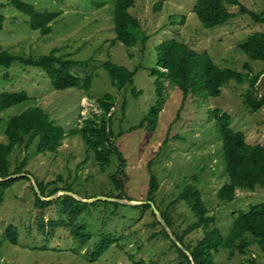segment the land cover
Instances as JSON below:
<instances>
[{
  "label": "rangeland",
  "instance_id": "374dc122",
  "mask_svg": "<svg viewBox=\"0 0 264 264\" xmlns=\"http://www.w3.org/2000/svg\"><path fill=\"white\" fill-rule=\"evenodd\" d=\"M20 1L40 13L59 15L51 23V33L44 36L31 28L29 17L14 7L13 0H0V52L29 58L59 49L58 55L84 63L72 71L74 75L83 79L93 73L94 80L89 92L79 88L60 91L40 68L19 62L9 69L0 67V94L24 92L30 97L0 113V142L7 141L5 130L13 117L33 106L42 107L68 136L57 153L29 159L25 171L46 188V196L60 190L79 197L59 192L51 201H39L31 180H16L0 204V264L177 263L179 254L170 239L160 234L152 207L145 211L102 198L153 200L181 235L196 222L188 204L179 200L184 188L192 186L225 238L240 211L264 203V189L239 191L232 202L219 199L218 192L229 179L222 136L213 115L217 109L226 112L235 132L243 133L251 145H264V105L255 110L246 103L250 98L264 101V62L251 60L240 48L249 36L264 32V24L230 6L237 14L235 19L204 29L194 13L197 0H137L131 13L140 20L149 40L145 45L138 42L127 47L113 44L117 0ZM239 1L254 13H264V0ZM176 35L197 53H208L220 67L246 75L244 82H229L216 98L198 92L182 105V92L171 88L164 77L162 104L156 107L159 86L151 69L157 64V46ZM108 61L136 70L134 83L123 90L114 88L104 69ZM255 76L260 78L254 90ZM107 94L116 98L109 125L115 149L125 159L119 182L112 179L120 171L117 156L102 168L82 138L69 134L82 128L85 119L101 115L97 100ZM153 107L157 110L152 113ZM24 150L10 158L11 173L27 155ZM152 175L159 187L151 197ZM12 232L14 238L9 235ZM203 237L204 232L198 230L186 241L195 244ZM246 239L252 241L253 237ZM108 241L113 245L101 254ZM215 262L264 264V250L257 243L244 254L221 250Z\"/></svg>",
  "mask_w": 264,
  "mask_h": 264
},
{
  "label": "trees",
  "instance_id": "16d2710c",
  "mask_svg": "<svg viewBox=\"0 0 264 264\" xmlns=\"http://www.w3.org/2000/svg\"><path fill=\"white\" fill-rule=\"evenodd\" d=\"M136 2L137 0L116 1L113 12L116 38L113 40V44L122 43L124 46L133 47L138 42H142L144 45L148 42L149 37L146 36L140 20L131 13ZM13 5L19 12L29 17L31 28L34 31H41L44 36L51 33V23L57 19L59 14L40 13L33 5L20 0H13ZM230 6L237 7L241 15H249L255 23L264 24V13L257 14L250 11L239 0H197L194 13L204 29H214L228 24L237 17L236 13L230 11ZM240 48L251 60L264 62V32L249 36ZM156 51L157 64L151 69L153 77L156 78L155 82L159 86L157 94L160 99L156 107L162 104L163 89L160 85L164 77L167 78L171 88L182 92V105L187 104L191 96L198 92H203L206 97H219L222 94V89L229 82L242 84L246 77L236 70L220 67L208 53H197L181 41L177 35L158 45ZM58 53L59 49H56L48 55L26 58L9 51H1L0 67L9 69L14 63L19 62L26 67L42 69L56 90L79 88L89 92L93 85L94 74L89 73L83 79L79 78L72 71L76 67L83 66L84 63L58 55ZM104 69L108 73L113 87L118 90H123L126 86L132 85L137 75L136 70L132 71L112 61L106 62ZM247 77L250 75L247 74ZM259 78V76L253 78L252 87L254 90ZM29 100L30 97L24 92L2 93L0 94V113ZM246 103L255 110L264 105L263 100L258 101L254 98L246 100ZM97 106L101 115H94L92 118L85 119L82 128L72 129L69 134L82 138L85 146L89 152L94 153L95 161L102 168L111 165L112 157L117 156L120 171L115 173L112 179L119 182V174L123 173L125 159L119 156L115 149L113 134L109 125L112 111L116 106V98L107 94L97 100ZM156 107L152 108V113L157 110ZM213 115L221 132L229 179V182L220 188L219 199L222 202H232L237 199L239 191L255 193L258 189H264V145H251L243 133L235 132L231 127L232 117L226 112L217 109L213 111ZM67 136L68 132L39 106H33L9 121L5 130L7 141L0 142V179H6L17 174H25L26 176L0 182V204L4 202L6 190L16 180H31L28 177L30 174L25 171L29 159L35 155L57 153ZM22 148L27 150V155L19 162L16 170L11 173L10 158ZM38 187L45 198L61 192L54 190L46 196V188L40 185ZM158 187V181L152 175L149 186L151 197L158 191ZM36 195L41 201L37 193ZM179 200L188 204L196 218V222L181 235L175 230L169 215L161 211L153 200L152 202L172 230L173 235L191 254L195 264H216L215 256L221 250L231 252L237 250L244 254L253 243L259 244L264 250V203L252 205L248 211H240L234 218L230 236L225 238L220 230L215 227L214 220L208 215L201 194L195 188L192 186L185 187L179 196ZM140 207L146 211L151 210L152 206L143 205ZM152 213L156 224L162 229L160 234L170 239L172 247L179 254L175 264H192L190 257L173 241L170 234L157 219L154 211ZM198 230L204 232V237L201 240L195 244L186 241L189 235ZM13 234L15 233L9 234L11 238H14ZM160 234L154 236L158 237ZM248 235L253 237L252 241L246 239ZM111 245H113L112 241L102 245L101 254L108 250ZM135 264L147 263L140 261L135 262Z\"/></svg>",
  "mask_w": 264,
  "mask_h": 264
},
{
  "label": "water",
  "instance_id": "95a60500",
  "mask_svg": "<svg viewBox=\"0 0 264 264\" xmlns=\"http://www.w3.org/2000/svg\"><path fill=\"white\" fill-rule=\"evenodd\" d=\"M26 176L25 174H17V175H12L6 179H0V182H3V181H8L10 179H15V178H19V177H24ZM28 177L32 180L33 182V186L35 188V191L36 193L38 194L39 198L43 201H51L53 199H55L57 196H58V193L51 196V197H48V198H45L43 197L38 185L36 184L35 182V179L28 175ZM62 192V191H61ZM64 194H68V195H72L76 198L79 199V197H77L76 195L72 194V193H69V192H64ZM102 199H106L107 201H110V202H114V203H119V204H122V205H128V206H143V205H151L153 210H154V213L155 215L157 216L158 220L161 222V224L164 226V228L167 230V232L171 235L173 241L177 244V246L183 251L185 252L191 259V261L193 262L192 264H195L194 261H193V258L191 256V254L185 249V247L178 241V239L173 235L172 233V230L168 227V225L166 224V222L164 221L161 213L158 211V209L156 208L155 204L153 202H137V201H125L124 199H115V198H102ZM93 200H86L85 202H92Z\"/></svg>",
  "mask_w": 264,
  "mask_h": 264
}]
</instances>
